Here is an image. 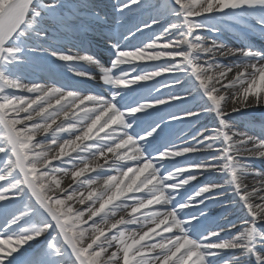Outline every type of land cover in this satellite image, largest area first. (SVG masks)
Masks as SVG:
<instances>
[{"label": "snow or ice", "instance_id": "6c2138e0", "mask_svg": "<svg viewBox=\"0 0 264 264\" xmlns=\"http://www.w3.org/2000/svg\"><path fill=\"white\" fill-rule=\"evenodd\" d=\"M0 264H264V0H0Z\"/></svg>", "mask_w": 264, "mask_h": 264}, {"label": "bare ground", "instance_id": "6f19581e", "mask_svg": "<svg viewBox=\"0 0 264 264\" xmlns=\"http://www.w3.org/2000/svg\"><path fill=\"white\" fill-rule=\"evenodd\" d=\"M187 130V129H186Z\"/></svg>", "mask_w": 264, "mask_h": 264}]
</instances>
